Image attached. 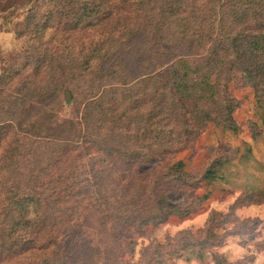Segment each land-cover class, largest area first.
Listing matches in <instances>:
<instances>
[{
    "label": "trees",
    "instance_id": "trees-1",
    "mask_svg": "<svg viewBox=\"0 0 264 264\" xmlns=\"http://www.w3.org/2000/svg\"><path fill=\"white\" fill-rule=\"evenodd\" d=\"M27 6L15 30L27 47L9 59L0 56L6 158L0 164V264H86L101 252L63 232L60 212L70 209L77 221L84 214L83 222L100 214L98 232L108 235L101 225L132 227L135 216H124L150 191L160 198L153 200L158 210L153 205L136 219L141 227L159 222L183 210L166 201L168 188L191 187L182 159L159 173L161 163L193 148L210 125L237 131L232 88L251 89L264 116V0H28ZM50 32L58 35L52 44ZM63 39L78 43L81 55L52 50ZM21 70L45 72L51 82L22 79L9 91ZM67 92L81 109L77 121H61L55 111ZM14 119L23 133L9 141ZM76 149L89 154V163L71 164L67 176L45 182L36 175L42 160L48 167ZM143 163L154 165L141 170ZM220 165L209 166L203 178H213ZM117 167L131 179L121 197L110 199L103 190ZM162 177H169L166 186Z\"/></svg>",
    "mask_w": 264,
    "mask_h": 264
},
{
    "label": "rangeland",
    "instance_id": "rangeland-1",
    "mask_svg": "<svg viewBox=\"0 0 264 264\" xmlns=\"http://www.w3.org/2000/svg\"><path fill=\"white\" fill-rule=\"evenodd\" d=\"M27 2L28 0H0L1 57L9 59L15 54H21L27 47V38L18 37L15 32L16 24L26 14ZM49 34L46 41L52 44L53 38L58 35L53 36L51 32ZM61 43L63 44L52 50L69 48L75 56L81 55V51L78 53V43L71 44L67 39H63ZM13 61H20V57H14ZM29 74V71L21 70L20 78L8 88L9 91L14 89L15 83L23 82L22 79H33L39 83L51 82L45 72L41 71L36 76ZM71 82L65 81V84L69 85ZM240 83H232V87ZM236 87L231 92L238 102L233 112L237 131L210 125L201 133L193 148L166 159L160 165L159 173L165 171L174 159L184 161V167L190 173L188 183H191V187L186 186L189 188H184L182 193L168 188L166 195L169 204H180L183 210L159 222L152 220L150 224L141 227L140 220L136 219L137 215H147L152 211L154 198L160 199L147 191L143 201L139 203V206H144H136L133 208L136 211L127 212L124 216L126 218L130 213L135 216L130 219L129 225L132 227L123 229L121 224L113 225L107 220L101 225V229L107 230L108 235L98 232L99 223L105 219L100 214L83 222L84 214H80L77 221L75 217L72 218L70 209L66 213L60 212L61 223L58 225H61L63 232L67 229L69 235L101 252L97 258L87 259L86 264H264V116L253 91L244 86ZM59 100L61 103L55 106L58 118L61 121H77L81 109L75 106L71 96L67 101L66 96L61 94ZM42 114L43 111L39 110L38 116ZM18 121L19 119H14L12 126L6 131V139L9 141L14 140L19 132L20 135L23 133L17 127ZM30 132L35 134L34 129ZM3 144L4 142L0 143V164L5 163L6 159L3 157ZM48 145L49 142L44 141L42 151H47ZM34 147L36 143L31 149ZM86 154H81L78 149L72 150L69 155H60L48 167L45 160H42L45 165L42 166V171L36 170V175L40 176L42 182L60 174L67 176V169L71 164L89 163L90 156ZM213 162H221L215 176L203 178L209 166L216 167ZM141 165V170H150L154 164ZM129 175L123 168L112 169L108 178L110 184L106 183L103 190L105 195L110 199L114 196L121 197L125 192L126 181L131 179ZM168 178H161L165 181V186ZM154 207L158 210L155 205ZM59 209L64 210V206ZM81 250L90 252L86 246Z\"/></svg>",
    "mask_w": 264,
    "mask_h": 264
},
{
    "label": "water",
    "instance_id": "water-1",
    "mask_svg": "<svg viewBox=\"0 0 264 264\" xmlns=\"http://www.w3.org/2000/svg\"><path fill=\"white\" fill-rule=\"evenodd\" d=\"M66 100H67V101L70 100V93H69V92L66 93Z\"/></svg>",
    "mask_w": 264,
    "mask_h": 264
}]
</instances>
